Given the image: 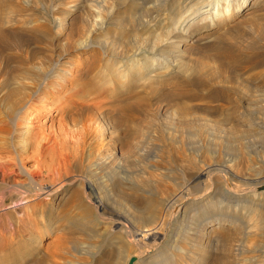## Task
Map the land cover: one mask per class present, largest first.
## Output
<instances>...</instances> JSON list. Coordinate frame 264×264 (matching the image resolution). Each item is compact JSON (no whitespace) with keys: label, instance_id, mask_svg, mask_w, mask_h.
<instances>
[{"label":"rangeland","instance_id":"374dc122","mask_svg":"<svg viewBox=\"0 0 264 264\" xmlns=\"http://www.w3.org/2000/svg\"><path fill=\"white\" fill-rule=\"evenodd\" d=\"M199 1L0 0V264H264V0Z\"/></svg>","mask_w":264,"mask_h":264},{"label":"bare ground","instance_id":"6f19581e","mask_svg":"<svg viewBox=\"0 0 264 264\" xmlns=\"http://www.w3.org/2000/svg\"><path fill=\"white\" fill-rule=\"evenodd\" d=\"M163 1H165V0H163ZM169 2H170V4H174L175 3V0H168ZM179 1H181V0H179ZM178 1V2H179ZM183 2H187V4H189L190 2H192L193 0H182ZM221 1H222V3H224V1H226V0H204L203 2L204 3H202V2H193V4H195V6H196V3L197 4H199V3H201V5L199 4L194 10L192 9L190 12H194L195 13V15L196 14H198V15H200V13H207L206 11L210 8V11L208 12V13H210L211 12V10H213V6L216 4V5H219V4H222L221 3ZM237 1H239V5L237 6V7H240V6H243L245 3H246V1L247 0H236V2ZM177 2V3H178ZM160 3V2H159ZM162 3H164V2H162ZM177 3H176V5L175 6H177ZM181 3V2H180ZM169 4V3H168ZM162 5V4H161ZM184 5V4H183ZM180 6V5H179ZM165 7V6H164ZM163 7V8H164ZM168 7H169V5H168ZM174 7V6H173ZM182 7V6H181ZM188 7V6H187ZM234 7V6H233ZM161 9L160 10V12L162 11L163 12V10H162V8L159 6L158 7V9ZM189 9H190V6L188 7ZM187 8V9H188ZM130 9H132V11H133V9L134 8H131L130 7ZM169 9V8H168ZM188 9V10H189ZM224 9H225V7H224ZM236 9V8H235ZM165 10V9H164ZM173 9H171V11H172ZM179 10H180V8H179ZM215 10V9H214ZM213 10V11H214ZM166 11V10H165ZM164 11V12H165ZM168 11V10H167ZM170 11V10H169ZM168 11V12H169ZM183 11V10H182ZM225 12H228V8H226L225 10H224ZM126 13H128V11L126 12ZM146 13H148V12H146ZM186 13V12H185ZM129 14H131V12L129 13ZM169 14V13H168ZM184 14V13H183ZM126 15V14H125ZM132 15V14H131ZM187 15V14H186ZM189 15V14H188ZM220 15H222V12H219V10L218 9H216V12L213 14V12L211 13V17H210V19L214 16L215 18H217L218 16H220ZM128 16V15H127ZM130 16V15H129ZM128 16V17H129ZM223 16V15H222ZM127 17V18H128ZM131 17V16H130ZM142 18V17H141ZM171 18V17H170ZM183 18H185V16H183ZM134 21V20H133ZM140 21V20H139ZM125 22H127V21H125ZM131 22V21H130ZM133 24V23H132ZM134 24H135V22H134ZM137 24H139V22L137 23ZM141 24H143V23H141ZM140 25V24H139ZM130 26V25H129ZM136 26V25H135ZM134 26V27H135ZM137 27V26H136ZM139 27V29H140V27H141V29H142V26H138ZM137 27V28H138ZM143 30V29H142ZM142 30H139V31H142ZM146 42V41H145ZM134 43V42H133ZM147 43V42H146ZM137 44V43H136ZM133 45V44H132ZM142 45H143V43H142ZM152 45V44H151ZM130 47H132V46H130ZM136 47H139L138 45L136 46ZM79 48V47H78ZM129 48V47H128ZM140 48H141V46H140ZM139 48V49H140ZM154 48V47H153ZM134 49H136L135 47H134ZM113 50V49H112ZM130 50H132V49H130ZM128 51V50H127ZM135 51V50H134ZM138 51V50H137ZM141 51H143V50H141ZM140 50H139V52H141ZM124 52V51H123ZM122 52V53H123ZM139 52H137L139 55L140 54H142V53H139ZM149 52V51H148ZM155 51H153V53H154ZM133 53V52H132ZM135 53H136V51H135ZM137 53H136V55H137ZM114 54V53H113ZM130 54V53H129ZM155 54V53H154ZM128 55V54H127ZM133 55H135V54H133ZM118 56H119V54H118ZM132 56V55H131ZM138 56V55H137ZM126 57V56H125ZM139 57V56H138ZM117 58V57H116ZM124 58V57H123ZM127 58V57H126ZM125 58V59H126ZM124 59V60H125ZM130 59V58H129ZM123 60V61H124ZM125 62V61H124ZM71 64V63H70ZM120 64H122V63H120ZM124 64V63H123ZM125 65V64H124ZM120 66V65H119ZM122 66V65H121ZM111 68V67H110ZM127 68V67H126ZM126 68H124V66L121 68V69H119L117 72H116V76H118V77H116L115 79L118 81V79L120 80H122V82L124 83L125 82V79H127V77H128V69H126ZM129 68V67H128ZM115 69H117V68H115ZM126 69V70H125ZM107 70V69H106ZM105 70V71H106ZM101 71H103V70H101ZM108 71H109V69H108ZM100 72V71H99ZM104 72V71H103ZM107 72V71H106ZM110 72V71H109ZM102 73V72H101ZM105 73V72H104ZM112 73V72H111ZM111 73H110V75H111ZM69 74V73H68ZM114 74V73H113ZM112 74V75H113ZM70 75H71V72H70ZM109 76V75H108ZM114 76V75H113ZM106 79H107V77H106ZM46 80L47 79H44V82L40 85V86H38V87H36V88H34L33 89V91L28 95V96H26V98H24V99H22V95L21 94H19L18 92L16 93V92H11V93H13L14 94V96L16 97V98H18V100H15L16 98H14V96H13V98H14V100L16 101V104H17V102L19 101V103L17 104V105H12L11 107H10V109H12V112L11 113H13L12 114V118L11 119H9L10 121V124L12 123H18L19 121H21L22 119H25L26 121L27 120H29L30 119V115H34V113L35 112H38V111H46V112H48L51 108H55V110H57L58 112H60L61 113V111H63V112H66V111H71V109H72V107H82V105H88L89 104V102L91 103V105L92 106H98V105H100V101L98 100L99 98H98V96H96V97H94V98H91L90 99V101L88 102V101H86V103H83V102H78V100H80L79 98H81V97H76L72 92H74V91H72V90H70V91H72L71 93L68 91L67 92V94L68 93H70V94H65V95H67V96H64V97H59L58 95H59V90H57V88H54V90L53 91H49L47 94H48V96H53V98L54 97H56V99L54 98V100H52L51 101V103L50 104H48L47 103V98H45V97H47L46 95H45V93L41 90L42 89V87H45V85H47L48 84V82L46 83ZM112 80H114V79H112ZM109 81V80H108ZM116 81V82H117ZM110 82H111V80H110ZM36 85V84H35ZM68 85V84H67ZM107 85V84H106ZM123 85H125V84H123ZM48 86H50V85H48ZM62 87H64V86H62ZM48 88V87H47ZM92 88V87H91ZM53 89V88H52ZM60 89H62V88H60ZM65 89V88H64ZM94 89H96L97 90V88H94ZM30 90V89H29ZM74 90V89H73ZM103 90V89H102ZM61 91V90H60ZM79 91V90H78ZM94 91V90H93ZM21 92V91H20ZM59 92V93H58ZM102 92V91H101ZM41 93H43V95L42 96H38V95H40ZM64 93V92H63ZM66 93V92H65ZM77 92H75V94H76ZM16 94V95H15ZM23 94H24V92H23ZM26 94V93H25ZM80 95H81V93H79ZM78 94V95H79ZM103 94V93H102ZM10 96H11V94H9ZM63 95V94H62ZM76 97V99H74V96ZM77 95V96H78ZM82 96V95H81ZM43 97V98H42ZM73 97V98H72ZM14 101V102H15ZM88 102V103H87ZM54 103V104H53ZM50 105H52V106H50ZM124 105H122L120 108H121V110H122V107H123ZM80 107V108H81ZM84 107V106H83ZM88 107V106H87ZM87 107H86V109H87ZM126 108V107H125ZM82 110V109H81ZM127 111V110H126ZM125 111V112H126ZM9 114V113H8ZM125 114V113H124ZM91 121V120H90ZM6 124V123H5ZM7 125V124H6ZM14 126V125H13ZM5 129V128H4ZM86 129V128H85ZM11 130V129H10ZM65 162V159H63V161H62V163H64ZM3 174V173H2ZM1 191V190H0ZM25 194V193H24ZM22 195V194H21ZM24 196V195H23ZM21 197V196H20ZM210 197V196H209ZM214 197V196H213ZM212 197V198H213ZM239 196L237 195V198H238ZM17 199V198H16ZM209 199V198H208ZM204 200V199H203ZM194 203V202H193ZM5 204V203H4ZM3 204V205H4ZM16 204V203H15ZM193 206V205H192ZM210 206H211V204H210ZM228 206V205H227ZM5 207V209H7L8 210V206H4ZM213 207V206H212ZM200 208V207H199ZM205 209V208H204ZM211 210V209H210ZM209 210V211H210ZM221 210L222 209H220V212H219V215H222L223 214V212H221ZM204 211V210H203ZM218 211V210H217ZM223 211H225V210H223ZM215 214V213H214ZM218 215V214H217ZM222 218H220V219H217L218 220V222H219V220H221ZM238 219V218H237ZM223 222V221H222ZM83 224V223H82ZM83 226V225H82ZM242 227V226H241ZM243 236V235H242ZM185 239V238H184ZM237 241V240H236ZM185 246V245H184ZM186 249V248H185ZM162 255V254H161ZM156 256V255H155ZM164 256V255H163ZM163 260V259H162Z\"/></svg>","mask_w":264,"mask_h":264}]
</instances>
